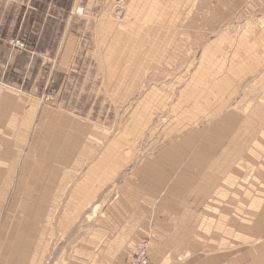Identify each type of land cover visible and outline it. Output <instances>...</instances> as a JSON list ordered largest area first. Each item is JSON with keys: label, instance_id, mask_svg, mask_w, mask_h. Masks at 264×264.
I'll list each match as a JSON object with an SVG mask.
<instances>
[{"label": "rangeland", "instance_id": "rangeland-1", "mask_svg": "<svg viewBox=\"0 0 264 264\" xmlns=\"http://www.w3.org/2000/svg\"><path fill=\"white\" fill-rule=\"evenodd\" d=\"M14 39L27 48L14 47ZM11 50L21 53L8 65ZM45 55L52 60L46 65ZM52 69L55 82L46 88ZM0 73L26 93L55 94L60 104L58 122L48 125L40 115L39 125L12 135L27 142L14 144L13 164L28 159L27 168L55 173L29 181L57 196L31 191L25 210L26 177L8 194L0 179V236L22 234L17 226L34 222L38 206L49 209L47 226L30 229L51 236L45 264H64L74 244L69 238L84 231L86 214L98 215L121 180L149 162L159 160L163 170L173 162L176 175L185 163L202 160V150L215 160L221 149L215 176L230 180L238 170V184L264 198L257 177L264 171V0H0ZM55 137L106 143L40 145ZM5 152L0 145L4 168L11 164ZM214 160L187 170L206 179ZM0 246L7 245L0 240Z\"/></svg>", "mask_w": 264, "mask_h": 264}, {"label": "crops", "instance_id": "crops-1", "mask_svg": "<svg viewBox=\"0 0 264 264\" xmlns=\"http://www.w3.org/2000/svg\"><path fill=\"white\" fill-rule=\"evenodd\" d=\"M19 53L16 51L14 55L11 50L5 63L9 65L12 59L17 60ZM35 56L29 55V67L34 65ZM46 56L43 61L45 65L47 60L52 61ZM12 79L8 73H0V145L6 146L4 154L11 157V164L6 165V168L0 163V179L4 178L5 189L8 187L5 193L8 194L11 187L16 186L18 178L20 190L21 179L26 177L20 194H27L28 201L22 200V209L27 210L31 191L38 189L46 199L57 196L53 188L40 186L42 182L38 180L37 184H40L37 185L29 179L57 175L51 173L50 176L46 170L33 171L27 168L28 159L22 164L21 159H17L14 165V144L23 145L27 142L21 141V134L17 135L16 140L12 135L14 131L17 133L39 125L41 116L43 123L48 125L58 122L56 115L59 114L57 110L60 112V104L55 94L51 95L46 90L43 93H26L23 84L20 81L15 83ZM51 82H55L54 69L46 78V88ZM48 112V118L43 116ZM49 139V142L43 141L40 145H83V141L87 146L106 143L104 139H84L80 142L58 137ZM202 152L203 159L192 165L205 169L206 164L214 160L215 154L205 153V150ZM82 156L86 162L95 157L88 153ZM222 156L220 149L218 158L214 160L218 162L217 165L212 164L209 168L214 173L206 179L191 175L187 169L194 166L190 163H185L176 175L173 162L171 165L167 163L163 170L159 169V160L140 167L143 169L140 172L134 170L121 180L113 190V197L101 206L98 215L89 220V214H86L84 231L69 238L74 244L64 264H128L134 256L135 245L144 239L149 242V256L153 264H264V198L261 201L254 199L248 187L244 189L238 184V177L243 176L238 170L229 172L230 180L226 179L228 174L216 177L215 169L221 165ZM45 158L43 163L50 165L51 160ZM234 160L237 161V157ZM193 177H197L196 182ZM257 177L262 180L264 188V171ZM12 178L16 179L11 184ZM236 190L241 195H237ZM18 195L17 192L15 198ZM7 198L8 195L5 200ZM94 207L93 204L91 211ZM46 210L49 209L38 206L39 217L34 222H27V219L17 226L16 231L21 230L22 234L1 233L0 240L7 246H0V264L47 262L50 251L46 249L45 243L51 236L30 233L31 230L41 231L44 225L47 226ZM62 253L55 257H61ZM181 258L183 260L180 262Z\"/></svg>", "mask_w": 264, "mask_h": 264}, {"label": "built area", "instance_id": "built-area-1", "mask_svg": "<svg viewBox=\"0 0 264 264\" xmlns=\"http://www.w3.org/2000/svg\"><path fill=\"white\" fill-rule=\"evenodd\" d=\"M12 45L19 49H26V44L19 40L14 39L11 41ZM128 264H153L149 256V242L147 240H142L137 243L134 257Z\"/></svg>", "mask_w": 264, "mask_h": 264}, {"label": "bare ground", "instance_id": "bare-ground-1", "mask_svg": "<svg viewBox=\"0 0 264 264\" xmlns=\"http://www.w3.org/2000/svg\"><path fill=\"white\" fill-rule=\"evenodd\" d=\"M236 193H237V195H241V194H239V193H241L239 190H236ZM142 241V240H141ZM140 242V241H139ZM138 242V243H139ZM137 245V244H136ZM135 248H136V246H135ZM135 251V250H134Z\"/></svg>", "mask_w": 264, "mask_h": 264}]
</instances>
